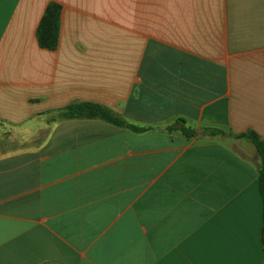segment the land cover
<instances>
[{
	"label": "crops",
	"instance_id": "0c3cea01",
	"mask_svg": "<svg viewBox=\"0 0 264 264\" xmlns=\"http://www.w3.org/2000/svg\"><path fill=\"white\" fill-rule=\"evenodd\" d=\"M80 103L139 131L60 114ZM248 131L264 0H0V264H264Z\"/></svg>",
	"mask_w": 264,
	"mask_h": 264
},
{
	"label": "trees",
	"instance_id": "16d2710c",
	"mask_svg": "<svg viewBox=\"0 0 264 264\" xmlns=\"http://www.w3.org/2000/svg\"><path fill=\"white\" fill-rule=\"evenodd\" d=\"M60 16L61 7L56 3H49L36 31V40L39 48L48 51L56 50L58 45ZM60 114L66 119H99L116 127L139 131V129L126 124L123 120L116 117L111 111L91 103L69 105L65 107ZM167 131H179L186 138H192L196 134L195 131L186 127L183 120H177L172 126L168 127ZM203 133L209 136L224 135L223 132L214 129H205ZM230 136L234 139H244L252 144L260 160L258 191L262 202L261 242L264 248V139H261L252 131L239 135L230 134Z\"/></svg>",
	"mask_w": 264,
	"mask_h": 264
}]
</instances>
